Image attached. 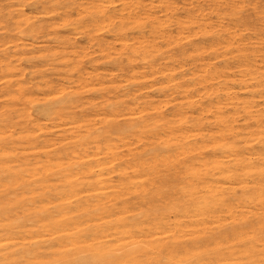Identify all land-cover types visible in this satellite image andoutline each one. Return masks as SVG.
I'll use <instances>...</instances> for the list:
<instances>
[{
	"label": "bare ground",
	"instance_id": "1",
	"mask_svg": "<svg viewBox=\"0 0 264 264\" xmlns=\"http://www.w3.org/2000/svg\"><path fill=\"white\" fill-rule=\"evenodd\" d=\"M202 1L0 3V264H264V39L236 0ZM32 58L62 81L13 78Z\"/></svg>",
	"mask_w": 264,
	"mask_h": 264
},
{
	"label": "rangeland",
	"instance_id": "2",
	"mask_svg": "<svg viewBox=\"0 0 264 264\" xmlns=\"http://www.w3.org/2000/svg\"><path fill=\"white\" fill-rule=\"evenodd\" d=\"M20 0H1L0 3L3 4H7V3H17ZM30 1V0H28ZM179 5L182 6V2L184 0H177ZM239 4L244 5L245 8V13H248L250 15V19L253 22L252 24H247L246 26H244V28H246V32H247V38L249 40H257V39H264V0H236ZM201 3H203L202 0H200ZM29 3H27V5L24 6V9L27 13L32 12L34 9V7L32 5H28ZM257 8L254 11L252 9L253 6H256ZM256 14V15H255ZM256 16V17H255ZM10 30L8 28H3L2 26H0V36L4 35L5 33H8ZM67 34V33H64ZM75 39L77 40V44L82 46V47H89L91 44L89 43L86 35H74ZM104 38L106 39H112L110 38L108 33H104ZM202 39H204V37H201ZM27 41H31V39H27ZM39 43H42L43 45L46 46V48H53L57 47L58 42L55 40V36L54 33H51L49 36L47 37H42L39 38ZM95 44V43H94ZM190 46V45H189ZM188 46V47H189ZM97 47V45H94L92 48ZM38 53V52H36ZM41 54V53H38ZM31 56V55H29ZM96 56V55H95ZM97 57V56H96ZM209 60L212 63H221L220 60L221 58H212L210 59H206V61ZM105 60H100V61H96V62H90L87 57L83 58V65L85 66L86 69L91 70L94 66L98 65L101 66L104 69H101L100 71H109L111 72V76L108 77V79H114L117 80L118 82L116 83H107L106 86L108 85H114V84H121V85H125L128 82H125V78H126V73L127 70H119L112 62H107L104 63ZM21 68H23V75H20L18 77H13V78H19L23 81H26L27 84L29 86H32L34 83H37L41 80H50L53 81L54 84H57L59 82L62 81V77L61 75H59L57 73L56 70L52 69V65L50 64V62H48L47 64L44 63V61L42 59H37V58H32L30 61L27 60H23L21 63ZM190 67H193V65H189ZM39 69H44L43 73H45V76L42 77L40 76L39 73ZM107 69V70H105ZM1 74V72H0ZM64 80V78H63ZM5 79H1L0 78V104H6L9 100V96L5 94L6 91V85L4 84ZM65 82V81H64ZM128 88H126L125 90H131V92H134L136 89H139L140 86H136V85H132V84H127ZM109 87V86H108ZM142 91L136 92L137 94L142 92L144 94L143 99H141V101H143L144 99H153V100H158V99H163L164 97L162 96V94L157 91L156 89H146V88H142ZM117 90L114 92L116 94ZM121 92V91H120ZM124 92V91H122ZM121 92V93H122ZM145 92V93H144ZM104 93L107 95V92L104 91ZM113 92L108 94L109 96H113L114 94ZM102 94V95H105ZM86 98H93L94 101H101L103 98H100L101 96L98 95L97 93L93 94V93H86ZM127 100H129L130 98H125ZM130 101V100H129ZM21 104V103H18ZM162 110L164 113L169 114L173 111V104H162ZM91 106L88 105L86 108L83 109V112H92L93 108H90ZM77 112H82L80 107L76 109ZM30 112L32 113V117L33 118H38L40 117V113L38 112V109H34L31 108ZM44 121V119H42ZM59 133H54L53 130L49 129L45 132V134H43L42 136H45L47 138L50 139H58L60 136L58 135ZM32 158V157H31Z\"/></svg>",
	"mask_w": 264,
	"mask_h": 264
}]
</instances>
